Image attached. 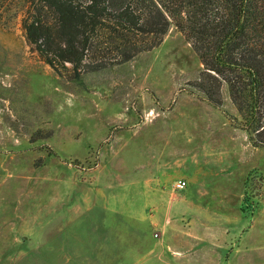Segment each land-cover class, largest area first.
<instances>
[{
	"label": "rangeland",
	"instance_id": "rangeland-1",
	"mask_svg": "<svg viewBox=\"0 0 264 264\" xmlns=\"http://www.w3.org/2000/svg\"><path fill=\"white\" fill-rule=\"evenodd\" d=\"M31 7L0 0V264H264V145L224 82L206 99L212 80L181 32L73 77L26 40ZM179 171L217 183L176 189ZM147 179L193 197L194 218L151 206L161 189Z\"/></svg>",
	"mask_w": 264,
	"mask_h": 264
},
{
	"label": "trees",
	"instance_id": "trees-1",
	"mask_svg": "<svg viewBox=\"0 0 264 264\" xmlns=\"http://www.w3.org/2000/svg\"><path fill=\"white\" fill-rule=\"evenodd\" d=\"M31 2L22 20L26 40L56 72L69 63L73 77L130 59L174 25L212 80L199 86L206 99L217 105L224 82L251 145H264V0Z\"/></svg>",
	"mask_w": 264,
	"mask_h": 264
},
{
	"label": "crops",
	"instance_id": "crops-1",
	"mask_svg": "<svg viewBox=\"0 0 264 264\" xmlns=\"http://www.w3.org/2000/svg\"><path fill=\"white\" fill-rule=\"evenodd\" d=\"M204 147H205V145H204ZM202 149L203 148L201 147V150ZM205 162L206 161H204V163ZM216 162H218V159L214 158L213 163L217 164ZM202 163L203 162L202 161L200 162L199 160L194 161L192 169H190L189 171L198 170L199 169V168H197L198 165H200ZM208 168L210 169V167H208ZM213 173L216 174L218 172H216V170H215ZM194 177L195 176H193V175L190 176L189 173H185V172H182V171L180 172L179 171V173L171 175L169 180H172L171 183H173V181H175L177 179H184L185 181H188L191 178L192 181L194 182L193 183L194 185L192 187H194V188H202V189H205V187H208L210 184H211V187H212L215 183H217L216 181L215 182H210V183L209 182H205L203 179H194ZM163 185H164L165 188L168 187V183H165V182L164 183L160 182V184L159 183L155 184L150 179H147L145 181V186L149 187V189H150V191L152 192L153 195L155 194V191H153V188H160L161 189V191H157V193L159 192L158 194H160V196H162V197L158 198L156 196L155 199L151 200L150 205L153 206L155 204L156 205H164L165 204V208L164 209L168 212V218L172 217V213H171L172 212V210H171L172 206L177 205V206H180V208H183V207L186 208L185 205H188V207H187L188 208V213L190 214L191 217L194 218L195 213H197V210L195 209V206H194L195 205L194 204V198L191 197V196H187L186 198H183V199L182 198H179V199L178 198L177 199H175V198L172 199L171 198V200H168L169 199L168 198V193L169 192L167 193V192L162 190ZM223 187L226 188V189H233L234 188V184L231 185V184H229L228 181H223ZM215 188H217V187H215ZM164 194H166V196H164ZM198 194L202 195L201 192H199ZM226 194H227V192H226ZM164 197H167V200ZM224 204H227L226 200L224 201ZM190 205H192V206H190ZM179 215H180V213H179ZM199 218H205V217H202V216L199 215ZM218 218H226V216H219Z\"/></svg>",
	"mask_w": 264,
	"mask_h": 264
},
{
	"label": "built area",
	"instance_id": "built-area-1",
	"mask_svg": "<svg viewBox=\"0 0 264 264\" xmlns=\"http://www.w3.org/2000/svg\"><path fill=\"white\" fill-rule=\"evenodd\" d=\"M186 181L184 179H177L175 181H173V187L176 189H181L184 187Z\"/></svg>",
	"mask_w": 264,
	"mask_h": 264
}]
</instances>
